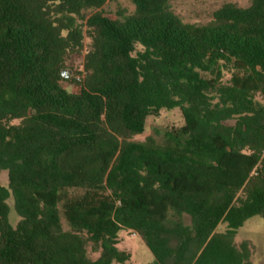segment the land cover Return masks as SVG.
I'll use <instances>...</instances> for the list:
<instances>
[{"label": "trees", "instance_id": "trees-1", "mask_svg": "<svg viewBox=\"0 0 264 264\" xmlns=\"http://www.w3.org/2000/svg\"><path fill=\"white\" fill-rule=\"evenodd\" d=\"M110 1L0 0V264H124L123 230L153 264H253L236 237L264 219V0L207 23ZM174 109L183 126L137 140Z\"/></svg>", "mask_w": 264, "mask_h": 264}, {"label": "rangeland", "instance_id": "rangeland-1", "mask_svg": "<svg viewBox=\"0 0 264 264\" xmlns=\"http://www.w3.org/2000/svg\"><path fill=\"white\" fill-rule=\"evenodd\" d=\"M250 2L251 0H175L172 2V8L186 22L207 23L212 19L214 12L224 4L233 3L240 7H247ZM105 10L110 17L116 18L120 11L125 10L127 14L132 13L135 6L131 0H117L108 2ZM82 65V57H76L70 62V66L77 72L82 70ZM64 86L72 92L78 91L75 86L69 85L67 82L64 83ZM183 125L184 118L180 109L162 110L159 115L148 118L146 131L142 136L137 137V140L143 141L146 137L153 135L160 137L166 130L179 128ZM0 183L4 186L7 185L8 173L6 171L1 174ZM9 203L11 206L10 221L16 226L20 217L15 211L13 198L9 200ZM223 229L224 225H221L220 230ZM244 240H249L253 244L252 263L264 264V219L262 217L256 216L249 219L238 231L236 242L241 243ZM118 248L131 254V259L124 264H153L155 261L149 248L131 231L123 230L119 233ZM90 255L93 259L97 258V255L91 252Z\"/></svg>", "mask_w": 264, "mask_h": 264}, {"label": "built area", "instance_id": "built-area-1", "mask_svg": "<svg viewBox=\"0 0 264 264\" xmlns=\"http://www.w3.org/2000/svg\"><path fill=\"white\" fill-rule=\"evenodd\" d=\"M135 235V234H134Z\"/></svg>", "mask_w": 264, "mask_h": 264}]
</instances>
